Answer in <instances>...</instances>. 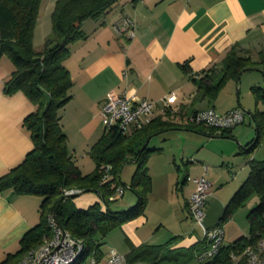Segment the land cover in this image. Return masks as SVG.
<instances>
[{"label":"crops","instance_id":"1","mask_svg":"<svg viewBox=\"0 0 264 264\" xmlns=\"http://www.w3.org/2000/svg\"><path fill=\"white\" fill-rule=\"evenodd\" d=\"M54 3L55 0L50 7V16ZM123 17L134 21L133 36L129 37L127 31H117L116 26ZM81 29L86 37L71 44L65 65L73 80L70 102L77 104L75 115L80 123H84L80 132L84 133L81 137L87 139V145L91 146L105 128L100 111L108 92L135 94L154 101L153 118L159 116L161 119L166 118L161 99L173 92L176 100L172 106L181 112L172 119L182 126L170 129L207 136L206 140L195 145L179 148L177 155L186 164L185 176L180 180L176 174L173 179L172 173H167L166 187L163 183L157 191L152 180L144 213L107 233L102 239L101 258L110 248L126 255L131 246L142 243L161 245L174 236L177 239L171 247H188L202 240V227L194 223L188 211L195 184L187 176L194 178L204 174L211 183L204 218L205 225L211 226L219 221L225 204L246 178L248 160L264 158H257L254 152L245 153L237 172L238 167L230 164L232 161L236 164L234 155L239 153L234 143L220 150H212L208 146L211 138L215 137H238L246 145L248 136L234 128L221 135L218 130L209 134L183 125L188 124L190 112L206 108H213L218 113L232 108L247 109L255 123L257 119L253 113L259 111L264 114V103L256 101L252 92L253 86L264 87V61H261L264 58V0H119L99 19H86ZM231 46L239 55L248 56L255 66L243 70L238 81L226 80L213 98L197 96L195 79L206 73L202 71L209 67L217 69L213 75L218 76L222 59ZM13 68L9 58L1 56L0 174L19 163L33 147L29 133L22 125L24 117L33 110V104L22 92L10 95L4 92V81ZM65 133L68 144V133ZM68 149L80 171L88 173L82 171L80 159L74 156L69 144ZM171 159L176 163L174 155ZM220 161L221 166L215 164ZM165 164L168 166L171 162ZM170 180H174L176 193L169 187ZM120 197L119 208L123 209L135 204L137 198L133 191L125 196L124 190L122 195L115 192L111 198ZM39 198L15 194L11 189L0 193V263L7 254L18 250L20 238L39 221ZM153 200L165 202L175 228L164 227L160 220L156 226L148 227ZM73 201L78 208H87L95 202L102 204L100 194L95 191L79 193ZM157 206L160 207L159 204ZM161 228L167 230L163 242L158 240ZM112 234L114 238L108 245L106 239ZM136 263L143 262L131 264ZM122 264L128 263L124 261Z\"/></svg>","mask_w":264,"mask_h":264},{"label":"trees","instance_id":"2","mask_svg":"<svg viewBox=\"0 0 264 264\" xmlns=\"http://www.w3.org/2000/svg\"><path fill=\"white\" fill-rule=\"evenodd\" d=\"M118 1L55 0L50 16L51 32L43 46L35 49L33 32L41 0H0V58L6 56L14 67L4 81V92L8 95L22 92L34 106L22 121L33 147L19 163L0 174V193L11 189L15 194L41 196L39 221L20 238L18 250L7 254L0 264L16 262L29 249L50 236L49 215H53L73 238L81 241L79 259L84 260L93 253L101 258L102 239L107 233L145 211L147 196L152 188L147 162L150 153L160 148H148L146 145L142 149V146L148 136L182 126L172 119L181 110L174 109L173 113L166 111L165 119L159 116L152 118L141 128L126 133L117 126L104 128L100 137L89 147L88 154L94 168L88 173H82L74 162L61 123V110L72 96L70 90L73 85L65 65L70 55L68 46L86 37L81 29L86 19H99ZM253 66L254 62L248 56L239 55L231 46L222 59L218 76L213 75L217 69L209 67L202 71L206 73L195 79L197 96L213 98L226 80L231 78L238 81L240 73ZM252 92L256 101L264 103V87L253 86ZM253 115L257 119L256 129L259 133L264 124V114L256 111ZM183 126L209 134L217 131L202 123ZM229 131L220 130L218 133L224 135ZM258 137L259 134L246 143V153L249 154L256 146ZM131 159L136 160V168L127 185L121 181L120 171ZM106 166L109 168L105 169ZM248 167L246 178L225 204L219 219L224 224L238 207L244 206L255 195L257 201L246 214L250 228L248 236H239L231 243L222 244L215 254L204 260H199L198 255L206 247L205 238L188 247H171L177 239L174 236L161 245L142 243L131 246L125 261L129 264H228L232 251L264 238V159L251 158ZM104 174H108L106 181L102 180ZM123 186H128L136 194L134 206L124 212L109 210L112 195L118 187L124 189ZM64 189H78L79 192L65 194ZM88 191L98 192L102 204L95 202L87 208H78L73 199L79 193Z\"/></svg>","mask_w":264,"mask_h":264},{"label":"built area","instance_id":"3","mask_svg":"<svg viewBox=\"0 0 264 264\" xmlns=\"http://www.w3.org/2000/svg\"><path fill=\"white\" fill-rule=\"evenodd\" d=\"M135 23L129 17H123L116 29L119 33L127 31L128 36L134 35ZM176 100L175 94L171 92L161 99L162 110L165 113H173ZM156 103L148 98H140L135 94H119L108 92L101 105V116L105 120V128L117 126L123 133L141 128L153 118V108ZM244 120V111L240 108H232L224 113H218L213 108L197 110L187 115V121L194 124L202 123L216 128L218 131L231 129ZM109 167L106 166L105 169ZM194 181L188 211L194 223L200 225L203 230V238L206 247L198 255L199 260L211 257L223 244V224L219 221L211 226L204 223L205 208L211 183L204 176L189 177ZM103 181L108 180V174H104ZM123 188L118 187L116 193L122 195ZM65 194L78 193V189H64ZM51 228L50 236L35 248L29 249L17 262L13 264H122L125 255L114 248H110L104 258H98L91 254L86 259L80 260L82 251L80 240L73 238L56 221L53 215L48 217ZM228 264H264V238H260L253 245H247L242 249L231 252Z\"/></svg>","mask_w":264,"mask_h":264},{"label":"rangeland","instance_id":"4","mask_svg":"<svg viewBox=\"0 0 264 264\" xmlns=\"http://www.w3.org/2000/svg\"><path fill=\"white\" fill-rule=\"evenodd\" d=\"M53 2L54 0H41L37 23H36V27H34L35 31L33 32V38H34L33 46L36 49H40L43 46V43L46 39L44 36H48L47 34H50L51 32L49 16H50V11H51L50 7H51V4H53ZM46 25L48 26V29ZM43 33H45V35ZM72 43L69 44L68 46L69 49H71L70 47ZM250 96H251L250 99L254 102L253 96L251 94ZM238 97H240V90H239ZM70 100L71 98L65 104L64 108L61 110L62 129L68 133L69 147L71 151L74 153V156L80 159L82 171L89 172L94 165L92 158L87 153L90 145H87L85 143V142H88L86 141L87 140L86 138L85 140L81 137V135H84V133L80 132V126L81 124H84V123H80L78 121V118H76L75 112H76L77 104L71 103ZM233 128L236 131H239L240 133L244 134L246 137L248 136L249 138L248 141L255 139L259 134V137H258L259 139L257 141L256 146L249 153L254 152L253 154L257 158H264V124H262L261 130L258 133L256 129V123L253 121L252 117L248 113L244 112L243 122L235 125ZM186 133L187 132H183L180 130L168 129V130H163L155 134L149 139L147 143L148 148H153V147L160 148V150L150 153L151 155L149 156L148 162H147L149 174L151 176V179L155 183L156 191L161 188L160 185L163 183H164V186L166 187L165 182H166L167 173L171 172L173 179L175 178L176 174L178 175L180 180L185 176L186 171H187L186 164L185 162H182L180 157L177 155L179 148L185 145L192 146L201 140L207 139V136H204V135L194 134V133L186 134ZM231 143L232 144L234 143L237 146L239 153H236L234 155V158H236L235 159L236 164L235 163L233 164V161L230 164L231 166L236 165V167H238L237 172H239V168L241 167V161H243L245 158L244 156L246 153L245 150L248 148V146H245L244 143L240 142L238 137L211 138L208 148L212 150H220L221 148H227V145ZM173 155L176 158L175 160L176 163H173L171 161L172 160L171 158ZM167 161L171 162V164L168 166H166L165 164ZM215 164L216 165L219 164V166L222 165L221 161L220 163L217 162ZM177 167H179V169ZM135 168H136V165L134 162L126 161V163L122 166L121 171H120V179L123 183L128 185L131 175L133 174ZM173 182L174 180H170L169 187L172 191L176 193L177 192L176 185ZM128 193H131V190H129L126 186H124L125 196ZM37 197H40L39 199L41 200V196H37ZM156 198H160V197L156 196ZM120 201H121V197L118 199L110 200L109 201L110 208L113 211L123 210V208H119L120 206L119 204L121 203ZM256 201H257V197L255 195L252 196L244 206L238 207L233 213V215L226 222H224L223 244L231 243L239 236L249 235L250 228H249V225L246 219V214L248 210L250 209V207L256 203ZM157 204H159L160 207H158ZM164 204L165 202H161V200L159 203H157L155 200L151 202L150 204L151 212L149 214L150 219H149L148 227L151 228L152 226H156L157 222L160 220L161 222L164 223V227L171 226L175 228L176 224L174 223V220L171 219L169 216L170 210L168 207L165 208L166 204L165 205ZM183 210L186 215L187 211L184 208ZM187 216H188L187 219L190 221V217L188 213H187ZM165 231L167 232L165 228L160 229V232H159L160 235H158V240H160L159 242H163V240L166 238V235L164 234L166 233ZM113 238H114L113 234L110 237H107L106 242L108 245L111 244L110 239H113ZM142 264H149V263L143 262ZM171 264H174V263H171Z\"/></svg>","mask_w":264,"mask_h":264},{"label":"water","instance_id":"5","mask_svg":"<svg viewBox=\"0 0 264 264\" xmlns=\"http://www.w3.org/2000/svg\"><path fill=\"white\" fill-rule=\"evenodd\" d=\"M241 74V73H240ZM244 110V112H246V113H248V114H251V111L250 110H247V109H243ZM151 138V136H148L147 137V139H146V141L144 142V144H143V146H142V149L147 145V143H148V141H149V139ZM128 161H131V162H135L136 160L135 159H131V160H128ZM129 190H130V188L128 187V186H126ZM132 206H134V205H131V206H129L128 208H125V209H123V210H121V211H126V210H128V209H130ZM109 210H111V208H108Z\"/></svg>","mask_w":264,"mask_h":264}]
</instances>
